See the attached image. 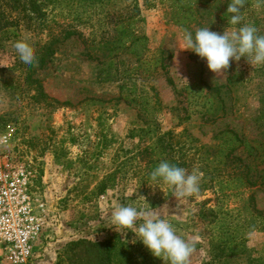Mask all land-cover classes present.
<instances>
[{
	"label": "rangeland",
	"instance_id": "rangeland-1",
	"mask_svg": "<svg viewBox=\"0 0 264 264\" xmlns=\"http://www.w3.org/2000/svg\"><path fill=\"white\" fill-rule=\"evenodd\" d=\"M250 1L243 23L264 35V6ZM18 3L0 0L6 24L17 21L15 35L0 29V131L13 127L7 149L31 161L33 190L45 202L41 241L26 264H57L67 242L108 238L133 245L147 264H164L112 225L111 212L129 204L167 206L177 234L196 238L190 264H264V66L242 57L218 77L181 50L184 29L231 30L226 0H193L198 21L186 25L173 20L174 0H36V13L29 0ZM63 28L72 33L43 66L20 61L16 41L38 58ZM162 160L202 172L199 195L178 201L162 182L150 187L148 165ZM137 194L149 206L134 203ZM202 207L215 209V222L199 218ZM0 264H10L1 250Z\"/></svg>",
	"mask_w": 264,
	"mask_h": 264
},
{
	"label": "clouds",
	"instance_id": "clouds-1",
	"mask_svg": "<svg viewBox=\"0 0 264 264\" xmlns=\"http://www.w3.org/2000/svg\"><path fill=\"white\" fill-rule=\"evenodd\" d=\"M248 0H231L227 7L228 25L223 34L211 31L209 27L198 28L193 35L184 29L182 32L181 50L194 52L205 59L208 69L216 76L225 77L232 61H240L242 57L253 67L264 66V35L258 28L249 23H243V10ZM254 6L259 9L264 6V0H255ZM22 63L39 67L34 48L25 40H18L13 45ZM186 82L187 80L184 79ZM6 143V137H0V144ZM203 173L194 169L191 173L166 160H162L150 173V187H158L161 182L172 190V196L178 201L198 196ZM136 193V190L132 195ZM143 201L146 197L137 194L133 201ZM148 205V204H147ZM149 206V205H148ZM167 206L161 210L137 208L134 204L121 205L111 212V223L116 231L126 234L131 231L135 239L131 242H141L147 250L164 264H190L195 252L196 238L185 239L178 235L168 219ZM140 221L139 224L137 222ZM255 227L247 233L251 237ZM95 242V240H94Z\"/></svg>",
	"mask_w": 264,
	"mask_h": 264
},
{
	"label": "built area",
	"instance_id": "built-area-1",
	"mask_svg": "<svg viewBox=\"0 0 264 264\" xmlns=\"http://www.w3.org/2000/svg\"><path fill=\"white\" fill-rule=\"evenodd\" d=\"M15 131L8 124L0 131V245L10 264H26L33 256L45 224V202L33 190L31 161H20L7 149Z\"/></svg>",
	"mask_w": 264,
	"mask_h": 264
},
{
	"label": "trees",
	"instance_id": "trees-1",
	"mask_svg": "<svg viewBox=\"0 0 264 264\" xmlns=\"http://www.w3.org/2000/svg\"><path fill=\"white\" fill-rule=\"evenodd\" d=\"M93 0H77L79 5H84L87 2H92ZM94 1H101V0H94ZM197 1V0H196ZM203 3L207 1V3L214 2L215 0H201ZM14 4L19 5V0H13ZM175 6L173 8L174 11V22L178 25H186L187 23L196 22L198 21V17L196 13H194L193 9V0H186L184 3L181 0H174ZM231 0H226V4L229 5ZM250 0H248L247 5L250 4ZM29 12H39V4L36 3V0H29ZM23 7V6H22ZM3 11L0 12V29L4 35L13 34L15 35V31L10 29L13 26H17V21L14 24H6L5 17L3 15ZM30 19V17H28ZM80 17L76 15L74 17L75 20H78ZM3 20V23H2ZM4 28V29H3ZM3 29V30H2ZM123 33V28L121 29ZM63 36L62 38L59 37H52L48 42L41 45L42 53L37 58L39 62V67L43 66L47 59L51 57L54 53L53 45L60 40L68 37L72 31L68 29L62 30ZM124 35V33H123ZM38 67V68H39ZM30 68H36L34 66H30ZM205 86L212 90L216 91V87H211L209 85ZM190 87V86H189ZM189 103H193L192 100L188 101ZM197 104V103H194ZM191 115H187V119L190 118ZM235 141L239 142V144L243 143L244 140L239 135L234 134ZM236 149L233 147L229 152L226 153V156L229 157L230 154ZM236 160L241 161V157H236ZM160 162L153 161L150 162L148 165V169L151 172L156 166H158ZM179 167H183L187 163L181 160H175L171 162ZM150 177V174L148 175ZM241 178V177H240ZM105 189V185L103 182L100 183L99 192H102ZM209 200V199H207ZM199 218L206 220L208 224L215 222L216 220V212L215 209L211 207H202L199 212ZM212 237V239H214ZM225 245L224 248H227L229 252L232 251V243L228 241L230 239L229 236H224ZM232 253V252H231ZM145 253L138 251L133 245H129L128 243L122 241L121 239H105L102 241H92L88 239H76L71 240L65 244V249L63 252V259L59 261L57 264H147L145 259ZM152 264H156V261L153 260Z\"/></svg>",
	"mask_w": 264,
	"mask_h": 264
}]
</instances>
